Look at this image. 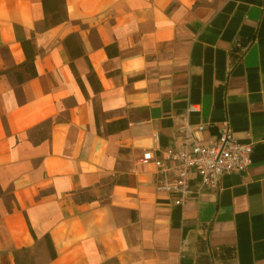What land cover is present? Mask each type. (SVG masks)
Here are the masks:
<instances>
[{
    "label": "crops",
    "instance_id": "crops-1",
    "mask_svg": "<svg viewBox=\"0 0 264 264\" xmlns=\"http://www.w3.org/2000/svg\"><path fill=\"white\" fill-rule=\"evenodd\" d=\"M62 16L44 28L41 0H0V264L22 248L34 264H264V0H65ZM186 122L202 144L227 122L252 164L218 189L190 172L177 205L158 188L175 171L143 155L163 159Z\"/></svg>",
    "mask_w": 264,
    "mask_h": 264
},
{
    "label": "built area",
    "instance_id": "built-area-1",
    "mask_svg": "<svg viewBox=\"0 0 264 264\" xmlns=\"http://www.w3.org/2000/svg\"><path fill=\"white\" fill-rule=\"evenodd\" d=\"M195 110H198L197 106H190L183 120L186 121L188 112ZM196 130L201 132L203 126H198ZM180 133L181 144L178 147L167 148L163 159H154L150 152L143 155L144 160H153L162 171H175L176 177L171 181L160 182L158 188L172 192L174 203L177 205H183L193 193L190 172L199 177L202 186L218 189L225 174L243 172L252 164V145L234 138L227 122L219 126L218 135L208 144H202L193 137L188 122Z\"/></svg>",
    "mask_w": 264,
    "mask_h": 264
},
{
    "label": "trees",
    "instance_id": "trees-1",
    "mask_svg": "<svg viewBox=\"0 0 264 264\" xmlns=\"http://www.w3.org/2000/svg\"><path fill=\"white\" fill-rule=\"evenodd\" d=\"M41 1L45 13L44 28L49 27V25L50 24L52 25V23H57L59 19L63 18L62 12L64 10L65 0H41ZM20 43L22 45L26 57L24 65L33 66L35 52L31 40L22 39ZM50 123H51L50 120L44 122L45 125H50ZM1 193L2 191L0 190V195ZM45 241H46V248L48 250V253L50 254V257L53 258L55 256V250L49 235H46ZM27 258H28V250L26 248H22L15 252L16 264H26ZM30 264H34V263L30 262Z\"/></svg>",
    "mask_w": 264,
    "mask_h": 264
},
{
    "label": "rangeland",
    "instance_id": "rangeland-1",
    "mask_svg": "<svg viewBox=\"0 0 264 264\" xmlns=\"http://www.w3.org/2000/svg\"><path fill=\"white\" fill-rule=\"evenodd\" d=\"M38 252L39 251H35L34 253L31 252L30 254H28V258H27L26 264H30V262H34L33 261V257L30 258V256H35V254L38 255Z\"/></svg>",
    "mask_w": 264,
    "mask_h": 264
}]
</instances>
